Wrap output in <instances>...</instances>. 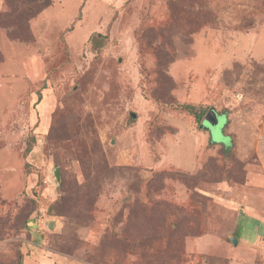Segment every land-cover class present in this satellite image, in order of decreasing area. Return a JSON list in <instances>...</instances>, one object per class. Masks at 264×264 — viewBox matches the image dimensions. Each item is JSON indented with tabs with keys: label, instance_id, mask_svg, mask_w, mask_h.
Instances as JSON below:
<instances>
[{
	"label": "rangeland",
	"instance_id": "1",
	"mask_svg": "<svg viewBox=\"0 0 264 264\" xmlns=\"http://www.w3.org/2000/svg\"><path fill=\"white\" fill-rule=\"evenodd\" d=\"M262 165L264 0H0V264H264Z\"/></svg>",
	"mask_w": 264,
	"mask_h": 264
},
{
	"label": "crops",
	"instance_id": "2",
	"mask_svg": "<svg viewBox=\"0 0 264 264\" xmlns=\"http://www.w3.org/2000/svg\"><path fill=\"white\" fill-rule=\"evenodd\" d=\"M226 124H227V117H226V121H225V124H224V128L226 127ZM204 134L208 137V139L210 140L209 141V143H212V144H219V143H215V142H213V141H211L212 140V138H211V135H210V133L207 131V130H205L204 131ZM227 135V134H226ZM219 145H222V146H224L225 144H223V143H221V144H219ZM204 160V159H203ZM203 162V161H202ZM263 163V162H262ZM202 165V164H201ZM263 166V169H264V165H262ZM200 168H201V166H200ZM199 168V169H200ZM198 169V170H199ZM263 169H261L260 171L263 173ZM197 171V170H196ZM195 172V171H194ZM262 174H259V175H256V178H257V180H259V177L261 176ZM262 177L264 178V175H262ZM258 196H260V195H255L253 198H252V201H253V204L255 203H257V202H259L260 200H261V197L259 198ZM257 200V201H256ZM251 201V202H252ZM255 208V211H257V208L256 207H254ZM250 219H252V217H246V220H250ZM253 220H255V219H253ZM256 221V220H255ZM246 228V227H245ZM232 237H235L236 239H237V245H239V246H244L247 242L244 240V239H242L241 237H239V236H237V235H230V236H228V239L230 240V242H231V238ZM257 238L256 239H259L261 236L260 235H258L257 234V236H256ZM219 238V240L222 238L220 235L219 236H216V238L215 239H218ZM262 241H264V237H263V239H262ZM243 242H245L244 244H243ZM185 244H186V246H189V247H191L193 250L195 249L196 251H200V252H202V250H203V248H205V247H207V246H205V245H203V243H202V241L200 240V238H199V236H188V237H186V240H185ZM232 244V243H231ZM243 244V245H242ZM233 245V244H232ZM232 262V261H231Z\"/></svg>",
	"mask_w": 264,
	"mask_h": 264
},
{
	"label": "water",
	"instance_id": "3",
	"mask_svg": "<svg viewBox=\"0 0 264 264\" xmlns=\"http://www.w3.org/2000/svg\"><path fill=\"white\" fill-rule=\"evenodd\" d=\"M132 116L135 117V114L132 113ZM221 119V114L217 113L214 108H210L204 115L203 117V124L205 125V129L210 133L211 138H214L215 135V128L219 125ZM54 174L57 182H60V177H59V171L58 168L54 169ZM48 226L50 228L53 227V222H49ZM231 243L233 245L237 244V239L235 237L231 238Z\"/></svg>",
	"mask_w": 264,
	"mask_h": 264
},
{
	"label": "trees",
	"instance_id": "4",
	"mask_svg": "<svg viewBox=\"0 0 264 264\" xmlns=\"http://www.w3.org/2000/svg\"><path fill=\"white\" fill-rule=\"evenodd\" d=\"M4 1L6 2L7 0H4ZM10 36H11V34H10ZM18 38H22V36L20 35ZM184 109L187 110V111H189L190 113H192L197 120H199V121L201 120L202 114L196 112L194 110V107L193 106H191V105H184ZM224 149L225 150H228V147H225ZM28 150H29V148L26 149V151H28Z\"/></svg>",
	"mask_w": 264,
	"mask_h": 264
},
{
	"label": "flooded vegetation",
	"instance_id": "5",
	"mask_svg": "<svg viewBox=\"0 0 264 264\" xmlns=\"http://www.w3.org/2000/svg\"><path fill=\"white\" fill-rule=\"evenodd\" d=\"M217 113H218V112H217ZM219 114H221V118H223V117L225 116L224 112L219 113Z\"/></svg>",
	"mask_w": 264,
	"mask_h": 264
}]
</instances>
